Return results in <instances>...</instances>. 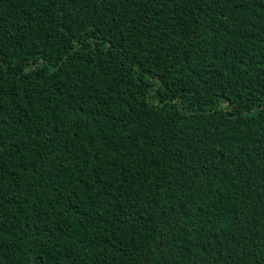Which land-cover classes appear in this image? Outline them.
Returning <instances> with one entry per match:
<instances>
[{
    "label": "trees",
    "instance_id": "16d2710c",
    "mask_svg": "<svg viewBox=\"0 0 264 264\" xmlns=\"http://www.w3.org/2000/svg\"><path fill=\"white\" fill-rule=\"evenodd\" d=\"M0 264H264V0H0Z\"/></svg>",
    "mask_w": 264,
    "mask_h": 264
}]
</instances>
